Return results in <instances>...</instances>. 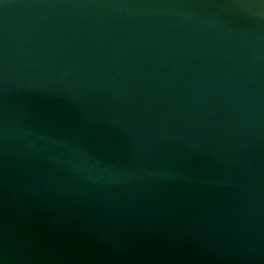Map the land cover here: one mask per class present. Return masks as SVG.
Here are the masks:
<instances>
[{
	"label": "water",
	"instance_id": "1",
	"mask_svg": "<svg viewBox=\"0 0 264 264\" xmlns=\"http://www.w3.org/2000/svg\"><path fill=\"white\" fill-rule=\"evenodd\" d=\"M0 264H264V0H0Z\"/></svg>",
	"mask_w": 264,
	"mask_h": 264
}]
</instances>
